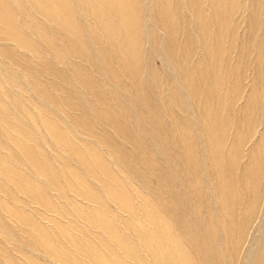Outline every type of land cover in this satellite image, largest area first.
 Listing matches in <instances>:
<instances>
[{
    "label": "bare ground",
    "instance_id": "obj_1",
    "mask_svg": "<svg viewBox=\"0 0 264 264\" xmlns=\"http://www.w3.org/2000/svg\"><path fill=\"white\" fill-rule=\"evenodd\" d=\"M262 1L0 0L2 264H239L264 195Z\"/></svg>",
    "mask_w": 264,
    "mask_h": 264
},
{
    "label": "rangeland",
    "instance_id": "obj_2",
    "mask_svg": "<svg viewBox=\"0 0 264 264\" xmlns=\"http://www.w3.org/2000/svg\"><path fill=\"white\" fill-rule=\"evenodd\" d=\"M247 1L250 4L251 2H255V1L258 2L259 0H247ZM259 7L260 8H259L258 12H261V18H262V21L264 22V2L263 1L261 3V6H259ZM146 9L148 12V14L146 13L147 25L149 27L151 26V28H152V26H154V19H153V16H151L152 15V7L147 6ZM249 13H250V11H248V10H243L242 14L237 13V18L240 19V21H241L240 25L237 24V28H238L239 34H240V38L238 39V43H240V45H242L243 43H247V47L249 46V43H250L249 41H248L249 43L247 42V39H248L247 32H248V26H249L250 21L248 19H246L245 17L248 16ZM242 17H243V20H242ZM262 28L259 29L261 31V32H259L260 35L264 33V29L262 30ZM258 41H259V39L256 40L254 38L251 40V44L255 45V47L257 46V51L259 49L258 48ZM236 52L237 51L234 52V57L237 56ZM248 55H249V53H245V55H244V63H245V65L247 64L246 66L244 65V69L246 67L248 68V70H247L248 78L245 81V87L249 89L251 87V84H252L251 81L254 79L253 74L255 71V67L252 66L251 60H253V58L256 56V49L251 50V53H250L251 59L249 57L250 55L249 56ZM196 58H198V56ZM148 63H149L148 66H150L151 70L154 72H157L158 74L165 76L167 74V72L169 71L167 64H166V61H165V57L159 52L151 51V53L148 56ZM243 102H244V100L241 99V101H239V106ZM229 125L230 124H228V126ZM261 130H262L261 127H259L256 138H258L260 136ZM110 131H111V133H114L112 129H110ZM119 141H121V140H119ZM252 141L248 142L244 147L245 157L243 158V160H246L247 156L252 153L251 149L254 146V144H253L254 142H252ZM127 148H128V151H130L131 147L129 145H127ZM203 156H206V155L203 154ZM261 183H262L261 187L264 189V180H261ZM243 184L249 185V182L244 181ZM263 194H264V192H263ZM240 199L241 198H239V202H240ZM260 206H261L260 212H259L260 216L258 217L257 222L254 223L252 229H250L248 231L246 241L243 243L240 251H238L239 264L242 263V260L246 257L247 250H251V248L256 249L257 247H260L261 243L263 241V236H264V228H263V225H264V223H263V220H264V195H263V199L260 203ZM22 262H24V261H21V263ZM0 264H2V262H0Z\"/></svg>",
    "mask_w": 264,
    "mask_h": 264
}]
</instances>
